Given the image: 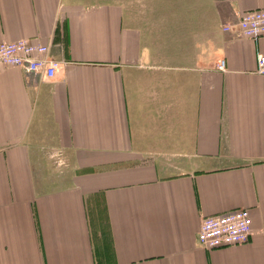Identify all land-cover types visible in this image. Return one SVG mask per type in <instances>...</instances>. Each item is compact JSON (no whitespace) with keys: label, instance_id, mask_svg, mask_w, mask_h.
<instances>
[{"label":"crops","instance_id":"0c3cea01","mask_svg":"<svg viewBox=\"0 0 264 264\" xmlns=\"http://www.w3.org/2000/svg\"><path fill=\"white\" fill-rule=\"evenodd\" d=\"M139 4L0 0V42L59 64L0 66V264H264V36L224 31L264 0ZM150 31L202 37L181 59ZM241 208L247 243L199 244Z\"/></svg>","mask_w":264,"mask_h":264},{"label":"built area","instance_id":"2783aa9c","mask_svg":"<svg viewBox=\"0 0 264 264\" xmlns=\"http://www.w3.org/2000/svg\"><path fill=\"white\" fill-rule=\"evenodd\" d=\"M224 31L237 36L258 39L264 36V8L248 10L239 19L224 26ZM49 46L27 39L0 42V66H28L32 71H44L53 78L59 68L56 60L48 55ZM217 67L226 70L220 59ZM258 73L264 75V55H259ZM253 218L250 209L241 208L225 214L209 216L202 220L198 234L199 244L206 249L235 246L247 243L252 234Z\"/></svg>","mask_w":264,"mask_h":264},{"label":"rangeland","instance_id":"374dc122","mask_svg":"<svg viewBox=\"0 0 264 264\" xmlns=\"http://www.w3.org/2000/svg\"><path fill=\"white\" fill-rule=\"evenodd\" d=\"M120 3H129L132 6L130 7L132 12H139L140 10V4L139 0H116ZM143 5V4H142ZM148 7L151 10V13L149 16V20L151 19L153 22H155V11L154 3H147ZM149 43H157L160 46L163 47L164 51L167 52L171 49V52H174V54L178 53L179 58H186L188 57L189 50L191 49V43L195 42V40L200 39L202 36H196V35H180V34H155L150 31L149 35Z\"/></svg>","mask_w":264,"mask_h":264}]
</instances>
